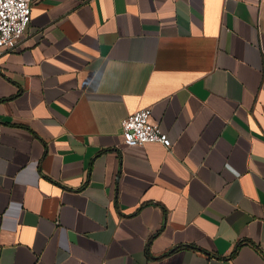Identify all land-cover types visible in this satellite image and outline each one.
Segmentation results:
<instances>
[{"label": "crops", "instance_id": "1", "mask_svg": "<svg viewBox=\"0 0 264 264\" xmlns=\"http://www.w3.org/2000/svg\"><path fill=\"white\" fill-rule=\"evenodd\" d=\"M143 108L170 149L123 144ZM0 264H264V0H32L0 52Z\"/></svg>", "mask_w": 264, "mask_h": 264}, {"label": "built area", "instance_id": "2", "mask_svg": "<svg viewBox=\"0 0 264 264\" xmlns=\"http://www.w3.org/2000/svg\"><path fill=\"white\" fill-rule=\"evenodd\" d=\"M32 0H0V52L14 51L25 36L31 20ZM122 142L128 147L157 143L166 150L172 142L153 122L149 108L128 115L120 123Z\"/></svg>", "mask_w": 264, "mask_h": 264}]
</instances>
